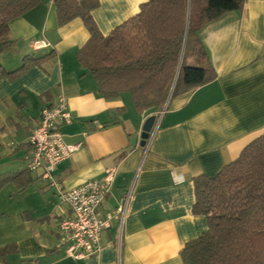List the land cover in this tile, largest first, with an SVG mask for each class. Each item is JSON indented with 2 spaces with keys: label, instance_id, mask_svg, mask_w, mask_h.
<instances>
[{
  "label": "crops",
  "instance_id": "crops-1",
  "mask_svg": "<svg viewBox=\"0 0 264 264\" xmlns=\"http://www.w3.org/2000/svg\"><path fill=\"white\" fill-rule=\"evenodd\" d=\"M147 1L99 0L92 15L107 36ZM199 36L215 80L172 98L162 110L138 113L130 94L104 98L80 63L79 51L91 37L83 20L59 26L48 1L10 24L11 45L0 53L1 67L12 72L28 56L56 55L0 81V176L28 170V138L43 110L61 96L72 115L61 128L65 142L80 148L58 166L57 186L31 172L32 186L19 193L38 202L27 205L29 219L16 235L8 243L1 239L0 248L13 245L16 253L0 264H185L184 247L208 230L207 218L193 212L194 179L217 175L264 135V0H247L241 11L207 24ZM34 41L48 46L35 50ZM188 63L205 65L198 58ZM152 115L158 116L156 127L142 144L143 125ZM110 169L117 176L99 214L105 217L130 194L124 225L114 220L102 232L98 254L71 258L60 228L71 212L60 191L100 180Z\"/></svg>",
  "mask_w": 264,
  "mask_h": 264
},
{
  "label": "trees",
  "instance_id": "trees-1",
  "mask_svg": "<svg viewBox=\"0 0 264 264\" xmlns=\"http://www.w3.org/2000/svg\"><path fill=\"white\" fill-rule=\"evenodd\" d=\"M53 1L59 26L83 20L89 42L79 51L106 99L130 94L138 113L162 110L169 100L211 83L216 73L200 41V31L223 16L241 11L247 0H148L140 12L107 36L93 11L99 0H0V53L10 47V24ZM31 56L12 72L0 66V81L14 80L30 68L55 57ZM190 58L205 62L192 66ZM29 170L0 176V191L14 184L28 190ZM193 212L205 216L208 230L181 252L185 264H264V135L248 145L239 158L213 177L194 179ZM15 250L0 248V261Z\"/></svg>",
  "mask_w": 264,
  "mask_h": 264
},
{
  "label": "built area",
  "instance_id": "built-area-1",
  "mask_svg": "<svg viewBox=\"0 0 264 264\" xmlns=\"http://www.w3.org/2000/svg\"><path fill=\"white\" fill-rule=\"evenodd\" d=\"M32 45L35 50L48 46L44 41H34ZM71 122L72 115L67 100L61 96L56 104L43 110L40 123L28 138V170L40 172L51 186H57L54 173L58 166L80 148V145L67 144L61 131L62 126ZM116 176L117 171L110 169L100 180H90L72 189L60 191L62 201L69 206L71 212L60 224L61 231L66 236V254L69 257L76 260L93 257L103 248L102 232L110 228L114 220H119L123 227L130 194L125 202L108 212L105 217L99 214L106 196L112 192Z\"/></svg>",
  "mask_w": 264,
  "mask_h": 264
},
{
  "label": "rangeland",
  "instance_id": "rangeland-1",
  "mask_svg": "<svg viewBox=\"0 0 264 264\" xmlns=\"http://www.w3.org/2000/svg\"><path fill=\"white\" fill-rule=\"evenodd\" d=\"M19 192L14 184L6 185L0 191V241L4 239L7 242L6 238L8 236L13 237L16 235L15 231L23 224V220L25 218L29 219L30 210L27 205L38 202L37 199L22 196ZM6 229L11 230V233L7 234L5 232ZM13 239L9 243H12ZM10 246L12 247L13 245ZM15 253L13 252L12 255Z\"/></svg>",
  "mask_w": 264,
  "mask_h": 264
},
{
  "label": "water",
  "instance_id": "water-1",
  "mask_svg": "<svg viewBox=\"0 0 264 264\" xmlns=\"http://www.w3.org/2000/svg\"><path fill=\"white\" fill-rule=\"evenodd\" d=\"M157 118V115H152L145 121L141 134L142 144H145L153 133L158 121ZM132 142L136 144L137 140L133 139Z\"/></svg>",
  "mask_w": 264,
  "mask_h": 264
}]
</instances>
